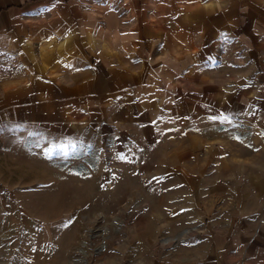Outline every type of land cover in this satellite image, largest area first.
I'll list each match as a JSON object with an SVG mask.
<instances>
[{"label": "rangeland", "instance_id": "rangeland-1", "mask_svg": "<svg viewBox=\"0 0 264 264\" xmlns=\"http://www.w3.org/2000/svg\"><path fill=\"white\" fill-rule=\"evenodd\" d=\"M47 36L0 50V264H264L256 42H220L173 113L93 94Z\"/></svg>", "mask_w": 264, "mask_h": 264}, {"label": "crops", "instance_id": "crops-1", "mask_svg": "<svg viewBox=\"0 0 264 264\" xmlns=\"http://www.w3.org/2000/svg\"><path fill=\"white\" fill-rule=\"evenodd\" d=\"M30 34L34 40L48 35L56 46L64 41L61 46L72 49V58L62 57V62L93 78V94H108L102 85L106 80L112 93L130 96L144 110L176 113L183 94L195 95L181 92L180 84L189 80L192 88L193 70L198 73L197 65L217 55L220 42L249 47L254 40L251 56L264 63L259 38L264 36V0H0V50L24 43ZM196 105L191 98L185 117L200 118L192 116L199 112ZM238 261L226 258L224 264ZM242 264L257 263L247 258Z\"/></svg>", "mask_w": 264, "mask_h": 264}]
</instances>
